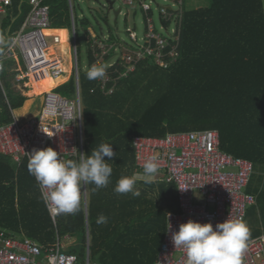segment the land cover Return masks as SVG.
<instances>
[{"label":"trees","instance_id":"16d2710c","mask_svg":"<svg viewBox=\"0 0 264 264\" xmlns=\"http://www.w3.org/2000/svg\"><path fill=\"white\" fill-rule=\"evenodd\" d=\"M209 1L208 8L183 11L177 26L179 56L169 69L146 60L120 79L109 96L101 93L97 80L90 81L85 74L84 82L80 76L82 100L84 93L89 95L84 106L85 154L101 143L111 144L117 153L108 161L113 169L108 186L94 190V184H87L94 262L154 264L166 235L167 216L180 212L174 184L153 182L162 187L164 196L172 197L168 207L157 204L146 189L136 185L138 197L114 192L121 176L139 172L132 144L135 136L218 131L224 152L254 164L247 193L258 200L264 194L252 189L254 177L264 178V0ZM43 4L50 11L48 34L61 37L59 52L67 60V73L56 81L43 79V92L60 84L59 93L71 98L76 89L69 0H44ZM11 8L13 15L0 28L8 41L18 34L31 10L27 0H13ZM81 24L89 22L83 19ZM75 25L77 31L76 15ZM3 50L0 46V54ZM16 68V62L6 61L0 73V126L12 122L13 112L27 101L10 85L16 74L9 70ZM27 165V160L18 166L13 159L0 156V230L41 244L53 243L57 237H76L77 248L70 252L77 255L78 264H84L83 206L54 223ZM100 215L108 218L106 224L96 222Z\"/></svg>","mask_w":264,"mask_h":264},{"label":"built area","instance_id":"2783aa9c","mask_svg":"<svg viewBox=\"0 0 264 264\" xmlns=\"http://www.w3.org/2000/svg\"><path fill=\"white\" fill-rule=\"evenodd\" d=\"M27 1L31 10L18 34L9 40L8 46L0 54V73L4 70L6 61H14L17 63V79L27 80L31 87L33 82L45 78H62L67 73V60L59 53L48 55L49 47L55 49L61 44V37L48 35L51 27L50 11L43 4L44 0ZM117 1L124 7L139 6L145 16L146 30L141 38L137 32H129V43L118 36H97L88 31L89 68L93 64L106 66V76L97 80L98 89L106 96L112 95L118 81L135 72L140 63L149 60L162 69H169L179 56L178 29L173 32V37L168 35V30L173 20L182 18L183 0H161L169 7L157 8L159 30L152 8L156 4L154 0ZM12 6L13 0H0V16L8 15ZM69 7L76 92L71 98L63 96L56 92L59 84L39 95L43 102L34 118L22 122L14 117L12 122L0 126V156L13 159L18 166L24 160H29L27 153L34 148L52 147L65 160H75L80 153L85 154L84 104L80 89L77 31L72 0H69ZM119 10L121 14L122 8ZM50 39L53 40L52 44ZM171 41L175 44H171ZM132 144L135 165L139 171H143L144 161L155 155L158 157L160 170L154 182L174 184L177 188L180 212L168 214L166 235L154 264H185V249L175 248L171 239L172 233L178 231L181 223L191 219L200 223L211 222L215 227L227 218H242L245 221L247 211L257 203L256 197L247 193L254 174V164L224 152L218 131L168 133L162 137L139 135L133 138ZM37 185L41 194L38 182ZM80 205L86 216L84 264H99L91 258L87 184L81 187L79 207ZM46 207L54 223L61 215L74 214H58L50 212L49 207ZM65 240H70L71 243L66 245ZM74 245L76 240L69 235L57 237L50 244H41L7 230H0V264H78L77 255L70 252ZM242 264H264V231L260 236L248 240Z\"/></svg>","mask_w":264,"mask_h":264},{"label":"clouds","instance_id":"9594fccd","mask_svg":"<svg viewBox=\"0 0 264 264\" xmlns=\"http://www.w3.org/2000/svg\"><path fill=\"white\" fill-rule=\"evenodd\" d=\"M8 44L9 41L0 35V46L7 47ZM105 76L106 66L103 64H93L86 73V78L90 81L103 79ZM27 154L28 171L39 183L43 202L50 212L58 214L77 211L82 185L94 184V190L107 187L113 171L108 161L117 155L109 143H101L92 148L90 154L80 153L75 160L63 159L52 147L34 148ZM105 157L109 159L105 160ZM142 168V173L121 176L114 192L140 196L135 185L137 181L153 183L160 170L158 157H148ZM96 222L106 224L108 218L100 215ZM250 235V228L242 218H227L215 227L211 222L200 223L189 219L179 225L171 239L175 248L185 249V264H242Z\"/></svg>","mask_w":264,"mask_h":264},{"label":"rangeland","instance_id":"374dc122","mask_svg":"<svg viewBox=\"0 0 264 264\" xmlns=\"http://www.w3.org/2000/svg\"><path fill=\"white\" fill-rule=\"evenodd\" d=\"M115 1L114 8L115 10H119L122 8V13L119 16H116L114 11L110 9L107 0H72L74 12L76 17L78 18L77 25V47H78V58H79V70L80 76L83 77V81L85 82V74L89 68V46H88V31H92L97 36L111 34L115 37H119L125 42L129 43L130 39L128 36L129 32L135 31L141 38L146 30L145 16L142 12L141 8L138 7H124L117 0ZM156 4L152 5L155 22L158 28V17L159 11L158 7H169L167 3L162 2L161 0H154ZM210 6L209 0H183L182 8L185 11H192L197 9H205ZM12 8L8 10V15L12 16ZM8 15L0 16V28L2 21ZM87 20L89 25L83 26L81 24V20ZM178 19L173 20L171 26L169 28V36H174V31L177 29L179 24ZM163 35H166L163 31H160ZM53 43V40L50 39V44ZM60 45L54 49H50L48 51V55H53L54 53H59ZM61 55V54H60ZM62 56V55H61ZM63 57V56H62ZM22 62V61H21ZM11 74H16L12 76L10 79L11 87L16 91L18 95H24L27 98V101L23 105L22 108L15 111L14 115L16 119L19 121H27L34 118L40 111L43 99L39 97L43 93L40 92L38 95L36 93L34 82L31 84L32 88L28 86L27 80H18L17 73L15 70H9ZM14 72V73H13ZM44 83V80H40ZM45 85V83H44ZM32 90H31V89ZM56 92H59L56 90ZM35 93V94H34ZM82 96V95H81ZM89 95H83L84 106L87 101ZM13 115V116H14ZM138 173H142L139 171ZM137 188L146 189L149 192V196L159 205L164 207H168L171 203L170 194L164 196L162 194V187L157 183L146 184L142 181H137ZM88 188V185H87ZM252 189H256L259 192L262 191L264 193V178L254 177L252 182ZM250 228L251 235L249 240L260 236L264 231V194L257 199L256 205L249 211V215L245 221ZM75 239V238H74ZM66 245L71 243L70 240H65ZM77 245L72 246L73 248H77Z\"/></svg>","mask_w":264,"mask_h":264},{"label":"bare ground","instance_id":"6f19581e","mask_svg":"<svg viewBox=\"0 0 264 264\" xmlns=\"http://www.w3.org/2000/svg\"><path fill=\"white\" fill-rule=\"evenodd\" d=\"M48 35H49V34H48ZM50 49H52V46L49 47L48 51H49ZM49 79H50V78H48L47 80H49ZM47 80H45V81H47ZM50 80H52V81H56V80H53V79H50ZM34 87H35L36 93L39 95L40 92L43 91L45 85H44L43 82L38 81V82H34Z\"/></svg>","mask_w":264,"mask_h":264},{"label":"water","instance_id":"95a60500","mask_svg":"<svg viewBox=\"0 0 264 264\" xmlns=\"http://www.w3.org/2000/svg\"><path fill=\"white\" fill-rule=\"evenodd\" d=\"M108 4H109V7L111 10L114 9V1H110V0H107ZM114 11V10H113ZM120 11L121 10H115L114 13L116 16H119L120 15Z\"/></svg>","mask_w":264,"mask_h":264},{"label":"crops","instance_id":"0c3cea01","mask_svg":"<svg viewBox=\"0 0 264 264\" xmlns=\"http://www.w3.org/2000/svg\"><path fill=\"white\" fill-rule=\"evenodd\" d=\"M14 113H15V111L13 112V115H14ZM14 117H15V115H14ZM15 118H16V117H15ZM153 182H154V181H153ZM87 190H88V188H87ZM175 191H176V190H175ZM88 192H89V190H88ZM176 203H177V205H178L177 193H176ZM177 205H176V206H177ZM171 212H173V211H171ZM74 238H75V239H74ZM72 239H73L74 241L76 240V244L78 243L76 237H72ZM71 248H72V247H71ZM71 248H70V249H71Z\"/></svg>","mask_w":264,"mask_h":264}]
</instances>
